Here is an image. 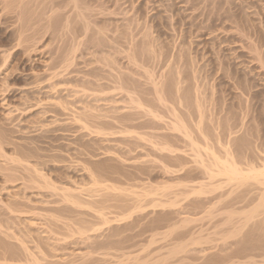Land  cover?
I'll use <instances>...</instances> for the list:
<instances>
[{"label":"rangeland","instance_id":"1","mask_svg":"<svg viewBox=\"0 0 264 264\" xmlns=\"http://www.w3.org/2000/svg\"><path fill=\"white\" fill-rule=\"evenodd\" d=\"M4 2V0H0V133H2L0 141H3L8 159L17 161L25 158L27 161L24 164L30 170L34 167V171L31 170L30 175L39 178L36 172L38 169L44 178L42 184L34 185L31 189H25L21 180L8 184L5 182L1 170L4 169L7 159L4 160L0 156V167H2L0 168V222L6 227L3 230L5 233L0 231V252L7 250L6 253L12 254L14 251L18 256L29 252L40 257L39 263L49 260V262L53 261L51 262L53 264H82L84 259L89 258L88 253H92L90 251L94 250L92 249L95 246L94 241L105 242L113 238L118 239V237H123L126 232L129 234L132 231L128 232L127 228L125 233L121 232L123 236H119L117 233H120V228H116L120 229L118 232H106L107 234L103 230L100 232L101 228L105 229L109 226L107 224L117 225V223L124 222L128 215L136 216L140 213L144 214V219L142 218L138 220L140 222L136 223L137 225L141 223V226L145 225L143 228L141 227L142 230L146 229L141 231L144 237L139 236L141 233L138 235L140 240L135 237L138 242L134 241L136 244L134 246L137 248L132 247L134 250H127V255H137L136 257L139 259V256L142 255L141 258L145 259L148 258V253H153V255L149 254L150 258L152 260L159 259L165 257L167 253L169 255L171 252L169 250L175 247V243L189 237L186 233H189L192 228L190 225L194 223L186 224L184 222L188 216L192 219L197 216L196 219H198L202 214L203 216L206 214L204 213L206 209L209 210L208 213H214L215 219L211 220V223L208 219L196 222L199 223L197 226L202 225L199 229H204L203 235L209 239L213 232L222 233L225 231L224 228L227 226L220 227L218 230L217 225L227 216H225V211L229 210L230 205L237 212H240L241 209L245 211L248 209L246 213H250L260 203V192L264 191V177H258L260 181L263 179L262 184L258 182L257 178V183L253 182V179L245 182V187L243 186L245 189L242 186H239L240 188L236 186L234 190L239 193L242 192L241 189L250 194L252 192V195L247 194V200H244L246 192L239 194L236 191L237 193L234 192L235 195H233L232 188H235L234 186L238 182L223 177L227 176L225 174H221L223 178H220L219 173L226 165L231 166L230 164L237 167L241 165L240 168L243 171L245 169V171L252 169L254 172L264 171V68L256 59V53L251 51L253 45H258L260 54L262 53L261 55L264 57V0L68 1L66 3L68 8L56 10L55 14L52 13L50 20L43 17L39 22L40 18H34L36 19L35 25L27 33L25 32L24 38L19 37L23 40L18 38V35L21 36L18 25L29 21L30 17L25 16L24 21L21 22L23 18L13 11L15 4L10 3L9 7ZM74 2L78 5L75 6ZM57 12H59V16ZM61 15L64 17L62 18ZM16 17L21 19L16 21ZM39 29L43 31H38ZM31 30L32 33L29 32ZM29 33H31L30 36ZM24 39H27L26 42ZM134 39L135 41H133ZM19 41L23 44H20ZM148 70L152 73L150 71L148 73ZM113 72L121 74V77L124 76L127 82L130 81L127 83L132 87L129 88L132 91L130 93L132 97H130L134 96L136 102L140 99L141 102L144 100L143 104L141 102L134 104V101L132 105L129 103L130 99L128 100L121 92L118 93L120 90L116 88L115 91H109L108 94L95 93L94 86H91L92 84L88 81L97 80L100 78L99 76H106ZM146 74L147 76H145ZM151 80L152 82H150ZM156 83L157 87L160 86L159 91L162 93L160 95L166 99H159V94H156ZM248 84L252 85L250 86L253 87L252 90H247ZM82 90L84 91L82 92ZM185 99L188 101L185 102ZM158 100L165 103L166 101L171 102L167 104L162 102L161 106V102ZM151 102L155 105H152ZM247 104H254V106L252 105L250 110ZM165 105L166 107H164ZM147 106H149L148 109ZM171 107L177 111H173ZM213 107L215 110H211L214 109ZM130 111L131 113L138 111L139 114L132 115L136 118V120L128 121L132 127L129 126L126 133H121V124H118V120L116 121L118 117L115 116L120 117L123 113L128 115ZM90 113L97 116L91 117ZM189 116L191 118H188ZM85 117H91L89 121L92 123L89 124L87 120L89 118ZM181 119L182 121H180ZM173 122L177 124L180 122L179 126L183 124L187 126L183 125L182 129L179 127V130H173ZM201 124L203 125L200 126ZM134 125L135 127H133ZM102 126H105V129ZM171 126L173 127L170 128ZM183 127L186 128L183 129ZM136 128L137 132L134 131L137 130ZM151 130L154 132H150ZM186 133L187 136L184 137ZM188 135L193 137V140ZM146 137L150 140L147 138V141ZM190 143H194V145ZM211 148L213 152H210ZM230 148L233 150L231 151ZM192 150L194 151L192 152ZM196 152L197 154H194ZM198 154L201 157H196L199 156ZM215 154L221 156L217 157L220 160L224 156L227 157L222 160V163L226 164L225 166L219 164L220 160H215ZM227 154L228 156H226ZM225 159L228 161L224 162ZM213 160L217 164H214L216 162ZM229 161L231 163H228ZM213 165H217L216 169ZM218 165L220 166L218 167ZM206 170H209L208 173ZM211 171L219 172L215 173V180L210 179L213 177L211 174L209 175V172L212 173ZM208 175L211 177L209 178ZM250 181L254 184H250ZM45 182L48 185H43L46 184ZM252 185H255L254 188ZM246 187L253 188L254 191L250 189L251 192H249ZM200 188L203 189L202 192ZM256 190L257 192L261 191L257 193ZM185 192H189V196ZM198 192L202 194H198ZM209 192L211 193L208 194ZM183 194H185L184 197ZM258 194L259 196H257ZM174 195L179 198H174ZM238 195H241L240 198ZM224 197H228V199L225 198L227 205L223 201ZM221 198L222 200L219 201ZM250 198L252 199L251 204ZM157 199L161 200L157 202ZM237 199L239 200L237 201ZM14 201L22 202L21 206L18 204L17 213L12 214L7 208L4 210L5 206L2 205V202L11 203ZM180 201L183 205L180 204ZM157 203L160 204L156 205ZM221 205H223L222 209ZM97 206L99 207L96 210ZM140 207L146 209L141 210ZM209 207H214L215 211ZM105 208L107 210H104ZM119 209H123L121 215L118 214ZM132 212L135 214L132 215ZM173 212L174 214H172ZM100 214H103L104 217L102 218ZM253 214L248 226L258 221H264V211L253 212ZM167 216L172 219L170 220ZM107 219L108 222L110 221L109 223L106 221ZM89 220L95 224L98 221L99 224L103 220L102 222H106V224L96 225L97 227L94 224L93 227V224H89ZM165 220L168 221V226ZM89 226L92 227L89 228ZM173 226L175 228L171 229ZM84 227H87L86 232ZM167 228L169 233L170 230L177 229L176 232L173 230L174 232L165 236L162 232L165 233ZM214 228L215 230L212 232L211 229ZM184 229L187 231L186 233H184ZM196 229L194 228V230ZM207 232L210 234L208 237H206ZM14 234L18 237L13 236ZM109 234L110 236L113 234L111 239ZM179 234L181 235L179 236ZM215 236L220 238L218 234L211 235V238ZM20 238L24 243L20 242ZM229 238L215 240L214 244L208 241L207 243L202 242L203 244L199 243L198 247L196 244L194 246L192 244L193 248L191 246L186 248L183 254L201 257L200 261L203 256V262L207 260L208 256L215 255L214 253L218 254V257H224L232 252L230 249L234 251L237 247L234 244L237 237ZM149 239L155 243L152 241L150 243ZM179 239L181 240L179 241ZM217 242H219V246L211 248L212 244L213 246L217 245ZM20 243L25 244L24 248ZM160 250H162V254ZM14 253L13 255H15ZM42 256L45 258L43 259ZM135 256L134 258H136ZM213 257L216 258V256ZM199 260L197 264H203Z\"/></svg>","mask_w":264,"mask_h":264},{"label":"bare ground","instance_id":"2","mask_svg":"<svg viewBox=\"0 0 264 264\" xmlns=\"http://www.w3.org/2000/svg\"><path fill=\"white\" fill-rule=\"evenodd\" d=\"M5 2L4 3H6V5L7 6H9L10 5V3L12 4V3H14L15 4V6H14V9H13V11H15V12H17L18 13V15H20L19 17H22L23 19H21V18H18V19H21V22H22V20L24 21V17L25 16H27V17H30L29 18V21H24L22 24H20L19 22V24L20 25H18L19 26V28H18V30L20 31V35L21 36H19L18 35V38L19 37H22V38H24L23 37V35H25L27 32H28V30H30L31 29V27L33 26V25H35L34 23V21L36 20V19H34V18H36V17H38V18H40L39 19V22H40V20L44 17L46 20H48L49 18H51V16L53 15L52 13H54L56 10H62V9H65V7L66 6H68L66 3H68V1L70 2V1H76V0H4ZM79 1V0H78ZM81 1V0H80ZM72 3V2H71ZM70 3V4H71ZM82 3V2H81ZM69 4V5H70ZM74 4H75V6H77L78 4H76L75 2H74ZM80 5H82V4H80ZM71 6V5H70ZM5 7V6H4ZM10 7V6H9ZM81 7V6H80ZM83 7V6H82ZM10 8V9H11ZM68 7H66V9H67ZM74 8V7H73ZM76 8H78V7H76ZM75 9V8H74ZM72 10V9H71ZM71 10H67V11H71ZM77 10V9H76ZM8 11H10V10H8ZM12 11V10H11ZM60 12V11H59ZM59 12H57L58 13V16H59ZM79 12H80V9H79ZM10 13V12H9ZM14 13V12H13ZM16 13V14H17ZM66 13V12H65ZM68 13V12H67ZM36 14H37V16H36ZM55 14V13H54ZM17 15V16H18ZM33 16H35V17H33ZM55 16V15H54ZM53 16V17H54ZM62 16V15H61ZM66 16V15H65ZM26 17V20H28V18ZM33 17V18H32ZM64 16H62V18H63ZM58 19H59V17H57ZM16 19H17V17H16ZM16 20V21H19V20ZM32 19H34V20H32ZM50 20V19H49ZM37 21H38V19H37ZM45 21V20H44ZM56 21V20H55ZM33 22V23H32ZM46 22V21H45ZM51 22H53V21H51ZM43 23V22H42ZM39 24V23H38ZM45 24V23H44ZM37 26V25H36ZM36 26H35V28H36ZM39 26V25H38ZM42 26V25H41ZM45 26V25H44ZM35 28H32V29H35ZM38 28V27H37ZM35 32H36V30H34ZM38 31H43V30H41V29H39ZM132 31V30H131ZM26 32V33H25ZM29 32H31L32 33V30L31 31H29ZM31 33H29V36L31 35ZM45 33V32H44ZM131 33H133V32H131ZM42 34V33H41ZM103 35H104V33H102ZM134 34V33H133ZM27 36H28V34H27ZM26 36V37H27ZM34 36V35H33ZM25 37V38H26ZM32 37V36H31ZM30 37V38H31ZM135 37V36H134ZM22 38H19V40L21 39V40H23ZM29 38V37H28ZM27 38V39H28ZM29 38V39H30ZM42 38V37H41ZM27 39H24V41L25 40H27ZM40 39V38H39ZM36 40V39H35ZM133 41H135V39L133 40ZM255 41V40H254ZM253 41V42H254ZM21 41H19V43H20ZM26 42V41H25ZM18 43V42H17ZM19 43H18V45H19ZM99 43V42H98ZM20 44H23V43H20ZM255 44V43H254ZM131 45V44H130ZM254 46V45H253ZM252 46V48H251V51L252 52H254V53H256V56H257V60H258V62H260V64H261V66L264 68V57H262V53L260 54V49L257 47L258 45H256V46H254L253 47ZM153 49V48H152ZM155 51V50H154ZM133 52V51H132ZM131 54V53H130ZM127 56H130V55H128L127 54ZM134 56V55H133ZM137 57H138V55H137ZM128 58V57H127ZM131 58V57H130ZM69 59V58H68ZM105 59V58H104ZM132 59V58H131ZM135 59V58H134ZM133 59V60H134ZM138 59V58H137ZM63 60H65V59H63ZM139 60H140V58H139ZM68 61V60H67ZM110 61V60H109ZM70 62V61H69ZM68 62V63H69ZM140 62V61H139ZM68 63H67V65H68ZM109 63V62H108ZM132 63V62H131ZM105 64H107V63H105ZM4 65H5V63H4ZM64 66V65H63ZM62 66V67H63ZM105 66H107V65H105ZM133 66H134V62H133ZM140 66H142V65H140ZM60 67H61V65H60ZM144 67V66H143ZM146 67V66H145ZM149 67V66H148ZM64 68V67H63ZM109 68V67H108ZM115 68V67H114ZM137 69H138V66H137ZM146 69H148V68H146ZM115 71V70H114ZM144 71H145V69H144ZM147 71V70H146ZM149 71L150 70H148V73H149ZM178 71H179V69H178ZM132 72V71H131ZM141 72V71H140ZM143 72V71H142ZM151 72V71H150ZM120 73V72H119ZM134 73H135V71H134ZM133 73V74H134ZM152 73V72H151ZM179 73V72H178ZM132 74V73H131ZM141 74V73H140ZM121 74H114V72H113V74L112 73H110L109 75H106V76H99L100 78H97V80H90V81H88V82H90L92 85L91 86H94L93 87V89L95 90V93H98V92H100L101 94H108V92L110 91V92H112V90L113 91H115L116 89H118V90H120V91H118V93H120L121 92V94H124V96H126L127 98H128V100L130 99V102L129 103H131L132 105H133V103H134V101H135V97L133 96V98H131L132 96V94L130 95V93L132 92L131 91V89H129V88H132V87H130V86H128L127 85V83L128 82H130V81H128L127 82V80H126V78L124 77H121L120 76ZM134 75H136V74H134ZM141 75H143V74H141ZM153 75V74H152ZM151 75V76H152ZM145 76H147V74L145 75ZM97 77V76H96ZM95 77V78H96ZM144 77V76H143ZM126 80V81H125ZM147 80V79H146ZM150 80V79H149ZM154 80V79H153ZM156 80V79H155ZM150 82H152V80L150 81ZM154 82V81H153ZM158 82V81H157ZM155 83V82H154ZM160 83V82H159ZM181 83V82H180ZM133 84V83H132ZM83 86H84V84H82ZM135 85H136V83H135ZM157 85V83L155 84V87H156V90H157V92H156V94H159L158 96H159V99H166V98H163L161 95H162V93H161V91H159V87H157L156 86ZM241 85V84H240ZM85 86H88V85H85ZM138 86V85H137ZM152 86H153V88H154V85L152 84ZM198 86H199V83H198ZM250 86H252V85H250V84H248L247 85V90L249 91V90H252V88L253 87H250ZM140 87V86H139ZM138 87V88H139ZM163 87V86H162ZM196 87H197V85H196ZM238 87V86H237ZM89 88V87H88ZM116 88V89H115ZM178 88V87H177ZM180 88V87H179ZM198 88V87H197ZM92 89V88H91ZM115 89V90H114ZM195 89V88H194ZM239 89H240V87H239ZM243 89V88H242ZM133 90V89H132ZM156 90H153L154 92L156 91ZM161 90V89H160ZM163 90V89H162ZM180 90V89H179ZM244 90V89H243ZM246 90V89H245ZM84 90H82V92H83ZM85 91H86V88H85ZM107 91V92H106ZM139 91V90H138ZM141 91V90H140ZM188 91V90H187ZM186 91V92H187ZM160 92V93H159ZM92 93H94V92H92ZM94 93V94H95ZM100 93H98V94H100ZM169 93V92H168ZM200 93H201V91H200ZM161 94V95H160ZM171 94V93H170ZM174 94V93H173ZM172 94V95H173ZM179 94V93H178ZM188 94V93H187ZM135 95H136V93H135ZM168 95V94H167ZM183 95V94H182ZM200 95V94H199ZM131 96V97H130ZM142 96V95H141ZM177 96H179V95H177ZM186 96V95H185ZM197 96H198V94H197ZM165 97V96H164ZM183 97V96H182ZM138 99H140L139 97H137ZM180 98V97H179ZM197 98V97H196ZM158 99V98H157ZM171 99V98H170ZM187 99H189V98H187ZM198 99V98H197ZM212 99H215V98H212ZM146 100V99H145ZM138 101V100H137ZM159 101V100H158ZM166 101V100H165ZM175 101H177V100H175ZM188 100H186L185 99V102H187ZM189 101H190V99H189ZM254 101V100H253ZM138 102H141V99H140V101H138ZM138 102H136L135 101V103L134 104H137ZM143 102H144V100L141 102L142 104H143ZM147 102V101H146ZM159 102H161V106H162V102L163 101H159ZM169 102H171V101H169ZM168 101H166V103L165 102H163L164 104H167V103H169ZM196 102H197V100H196ZM252 102V101H251ZM181 103V102H180ZM63 104V103H62ZM61 104V105H62ZM146 104V103H145ZM149 104V103H148ZM151 104H152V102H151ZM178 104V103H177ZM183 104V103H182ZM201 104V103H200ZM128 105V104H127ZM152 105H155V104H152ZM151 105V106H152ZM172 105H174V104H172ZM171 105V106H172ZM184 105V104H183ZM198 105V104H197ZM248 105V104H247ZM252 105L254 106V104H249L248 105V107H250V110H251V108H252ZM65 106V105H64ZM136 106V105H135ZM135 106H133V107H135ZM139 106H140V104H139ZM169 106H170V104H169ZM191 106V105H190ZM215 106V105H214ZM62 107V106H61ZM137 107V106H136ZM142 107V106H141ZM145 107V106H144ZM144 107H143V109H144ZM148 107L149 106H147V109H148ZM164 107H166V105L164 106ZM187 107V106H186ZM199 107V106H198ZM211 107H212V105H211ZM63 108H65V107H63ZM158 108V107H157ZM171 108H173V107H171ZM171 108H170V110H171ZM179 108V107H178ZM177 108V109H178ZM190 108V107H189ZM189 108H188V110H189ZM214 108V107H213ZM132 109V108H131ZM140 109V108H139ZM150 109V108H149ZM166 109H168V108H166ZM200 109V108H199ZM247 109H249V108H247ZM177 111L176 109H174L173 108V111ZM179 110V109H178ZM211 110H215V108L214 109H211ZM149 111V110H148ZM158 112V111H157ZM141 113V112H140ZM149 113V112H148ZM151 113V112H150ZM149 113V114H150ZM159 113V112H158ZM200 113V112H199ZM88 114V113H87ZM93 113H90V116L92 117H96L97 115L96 114H93ZM125 113H123V114H121L122 116H115V117H118V119H116V121L118 120V124L120 125L121 124V129H120V132L121 133H126L127 131H128V128H129V126H131L130 124H128V121H133V120H136V118L134 117V116H132V115H138L139 114V112L138 111H136V112H133V113H131V111H130V114H128V115H124ZM152 114V113H151ZM191 115H192V113H190ZM95 115V116H94ZM141 115V114H140ZM153 115V114H152ZM178 115V114H177ZM176 115V116H177ZM181 115V114H180ZM179 115V116H180ZM87 116V115H86ZM103 116V115H102ZM105 116V115H104ZM103 116V117H104ZM108 116V115H107ZM146 116V115H145ZM154 116V115H153ZM158 116H160V115H158ZM175 116V117H176ZM186 116V115H185ZM90 117V118H91ZM100 117V116H99ZM106 117V116H105ZM156 117V116H155ZM171 117H172V115H171ZM194 117V116H193ZM201 117V116H200ZM86 119L87 118H89V117H85ZM90 118L89 119H87L88 121L90 120ZM143 118V117H142ZM141 118V119H142ZM154 118V117H153ZM157 118V117H156ZM156 118H154V119H156ZM161 118V117H160ZM178 118H180V117H178ZM177 118V120H179ZM183 118V117H182ZM188 118H191L190 116L188 117ZM202 118V117H201ZM94 119V118H93ZM138 119V118H137ZM144 119V118H143ZM159 119V118H158ZM172 119V118H171ZM148 120V119H147ZM160 120V119H159ZM158 120V121H159ZM175 120V119H174ZM174 120H172V121H174ZM192 120V119H191ZM204 120V119H203ZM87 121V122H88ZM93 121V120H92ZM157 121V120H156ZM169 121H171V120H169ZM176 121V120H175ZM180 121H182V119L180 120ZM187 121V120H186ZM185 121V122H186ZM137 122V121H136ZM142 122V121H141ZM140 122V123H141ZM178 122V121H177ZM193 122V121H192ZM81 123V122H80ZM90 123H92V122H90L89 121V124ZM132 123V122H131ZM144 123V122H143ZM151 123V122H150ZM168 123V122H167ZM171 123V122H170ZM180 123V122H179ZM177 124L176 122H173L172 124L174 125V127L173 126H171L170 128H172L173 127V130L175 129H178L179 130V127L181 128L183 125H185V124H183V125H181V126H179L180 124ZM183 123H184V121H183ZM84 124V122L82 123V125ZM86 124V123H85ZM188 124V123H187ZM197 124V123H196ZM92 125V124H91ZM100 125H102V124H100ZM111 125V124H110ZM115 125V124H114ZM142 125V124H141ZM166 125V124H165ZM199 125V124H198ZM203 124H201L200 126H202ZM84 126V125H83ZM88 126V125H87ZM150 126V125H149ZM152 126V125H151ZM160 126V125H159ZM185 126H187V125H185ZM193 126V125H192ZM90 127V126H89ZM100 127V126H99ZM104 127V129H105V126H102V128ZM116 127V126H115ZM118 127V126H117ZM132 127V126H131ZM133 127H135V125L133 126ZM140 127H142V126H140ZM155 127V126H154ZM157 127V126H156ZM163 127V126H162ZM191 127V126H190ZM197 127V126H196ZM67 128V127H66ZM97 128V127H96ZM157 128H159V127H157ZM186 128V127H185ZM184 127H183V129H185ZM107 129V128H106ZM114 129V128H113ZM137 129V128H136ZM140 129V128H139ZM142 129V128H141ZM150 129V128H149ZM156 129V128H155ZM168 129V128H167ZM182 129V128H181ZM48 130V129H47ZM118 130V129H117ZM131 130V129H130ZM157 130V129H156ZM161 130V129H160ZM190 130V129H189ZM192 130H195V129H192ZM191 130V131H192ZM198 130V129H197ZM45 131H46V129H45ZM132 131V130H131ZM135 132H137L138 131V129L137 130H134ZM143 131V130H142ZM145 131H147V130H145ZM181 131H183V130H181ZM181 131H178V132H181ZM186 131V130H185ZM184 131V132H185ZM191 131H190V133H191ZM196 131V130H195ZM200 131V130H199ZM205 131V130H204ZM210 131V130H209ZM141 132V131H140ZM150 132H152V130L150 131ZM154 132V131H153ZM152 132V133H153ZM176 132V131H175ZM193 132V131H192ZM129 133H130V131H129ZM149 133V132H148ZM158 133V132H157ZM182 133V132H181ZM187 133H188V130H187ZM187 133L184 135V137L185 136H187ZM190 133H189V135H190ZM195 133V132H194ZM197 133V132H196ZM203 133V132H202ZM1 134L2 133H0V137H1ZM5 134V133H4ZM135 134V133H134ZM201 134V133H200ZM211 134V133H210ZM219 134V133H218ZM137 136H138V134H136ZM143 135V134H142ZM159 135H160V133H159ZM182 135V136H183ZM189 135H188V137H189ZM192 135V134H191ZM197 135V134H196ZM3 136V135H2ZM147 136V135H146ZM209 136V135H208ZM219 136V135H218ZM139 137V136H138ZM154 137V136H153ZM4 138V137H3ZM148 137H146V140L148 141V139H147ZM158 138H159V136H158ZM190 139H192L191 137H189ZM200 138V137H199ZM2 139V138H1ZM0 139V140H1ZM142 139V138H141ZM145 139V138H144ZM153 139V138H152ZM198 139V138H197ZM197 139H195V140H197ZM150 140V139H149ZM186 140H188L187 138H186ZM193 140V139H192ZM191 140V141H192ZM206 140V139H205ZM198 141V140H197ZM200 142V141H199ZM202 142V141H201ZM207 142H209V141H207ZM158 143V142H157ZM163 143V142H162ZM168 143V142H167ZM198 143V142H197ZM196 143V144H197ZM151 144V143H150ZM160 144V143H159ZM175 144H176V142H175ZM187 144H188V142H187ZM190 144H192V143H190ZM192 145H194V143L192 144ZM191 145V146H192ZM199 145V144H198ZM203 145H204V143H203ZM206 145V144H205ZM208 145V144H207ZM230 145V144H229ZM155 146V145H154ZM161 146V145H160ZM188 146H190V145H188ZM195 146H197V145H195ZM201 146V145H200ZM209 146V145H208ZM231 146V145H230ZM5 146H3V141L1 142L0 141V156L2 157V158H4V160H6L7 159V161L5 162V167H4V169H1L2 170V173L4 174V177H5V182L6 183H14V182H16V181H19V180H21V183H23L25 186V189H31L34 185H38V184H42V179L44 178V175L37 169L36 170V172H37V174H38V176H39V178L38 177H34V176H32V174L30 175V172H31V170H33V168H31V170H30V168L29 167H27L25 164H24V162H26L25 161V158H22V159H19V160H17V161H12V160H10V159H8L7 158V154H5V152L6 151H4L5 150V148H4ZM156 147V146H155ZM163 147V146H162ZM174 147V146H173ZM205 147V146H204ZM164 148V147H163ZM167 148V147H166ZM190 148V147H189ZM192 148V147H191ZM194 148V147H193ZM208 148V147H207ZM156 149V148H155ZM158 150L160 149V148H157ZM162 149V148H161ZM196 149H198V148H196ZM199 149H201L200 147H199ZM198 149V150H199ZM209 149V148H208ZM215 149V148H214ZM132 150V149H131ZM207 150V149H206ZM210 150V149H209ZM211 150L212 151H210V152H213V149L211 148ZM230 150H231V148H230ZM233 150V149H232ZM231 150V151H232ZM194 150H192V152H193ZM197 151V150H196ZM202 151V150H201ZM205 151V150H204ZM17 152V151H16ZM209 152V151H208ZM209 152V153H210ZM199 153V152H198ZM201 153V152H200ZM205 154H206V152H204ZM203 153V154H204ZM214 153H216V152H214ZM226 153H227V151H226ZM234 153V152H233ZM232 153V154H233ZM194 154H197V152L196 153H194ZM208 154V153H207ZM219 154V153H218ZM225 154V153H224ZM228 154H229V152H228ZM228 154L226 155V156H228ZM231 154V153H230ZM229 154V155H230ZM199 155V154H198ZM216 155V154H215ZM218 156H220V155H218ZM217 155L216 156H214V158H215V160L217 161V159L218 160H220L219 158H217L218 157ZM230 156H232V155H230ZM235 156V155H234ZM22 157V156H21ZM196 157H201L200 155L199 156H196ZM195 157V158H196ZM204 157V156H203ZM211 158H213L212 156H210ZM221 157V156H220ZM225 157V156H224ZM224 157H223V159H224ZM157 158V157H156ZM225 158H227V157H225ZM222 159V158H221ZM222 159V160H223ZM202 160V159H201ZM200 160V161H201ZM205 160V159H204ZM204 160H203V162H204ZM222 160H220L221 161V163H219L220 165H223V166H225L224 165V163H222L223 161ZM235 160V159H234ZM238 160H240V159H238ZM180 161H182V160H180ZM211 161V160H210ZM209 161V162H210ZM214 161V160H213ZM216 161H214V162H216ZM228 161V159L226 160L225 159V161L224 162H227ZM247 162V161H246ZM171 163V162H170ZM228 163H231L230 161L228 162ZM248 163V162H247ZM246 163V164H247ZM252 163V162H251ZM250 163V164H251ZM175 164V163H174ZM182 164V163H181ZM185 164V163H184ZM214 164H217V162L216 163H214ZM235 164H237V163H235ZM255 164V163H254ZM264 164V163H263ZM202 165L204 166V163H202ZM210 165V164H209ZM220 165H218V167L220 166ZM231 166H225V167H223L220 171V173L219 172H216V171H218V170H216V171H211L212 173H210L209 172V175L211 174V176H215V173H219L220 174V178H223V177H228L229 178V180H231V179H233V180H236L238 183H237V185H235L234 187L235 188H232L233 190L234 189H236V186H244L245 187V185H244V183L246 182L247 183V181L248 180H251V179H253V182L255 181V183H257L256 182V180L258 181V179H259V181L258 182H261V184L263 183V179H261V181H260V178H263L264 177V169L262 170L261 168L259 169V170H262L263 172H261V171H259L258 172V170H257V172H254L252 169H249V170H247V171H249L247 174L245 173V172H247V171H243L242 170V168H240L241 167V165L240 166H235L234 164L232 165V164H230ZM251 165H253V164H251ZM176 166V165H175ZM214 166V165H213ZM216 167H217V165H215ZM214 166V167H215ZM247 166H249V165H247ZM256 166V165H255ZM183 167V166H182ZM206 167H207V165H206ZM205 167V168H206ZM216 167H215V169H216ZM222 167V166H221ZM220 167V168H221ZM250 167V166H249ZM0 168H2V167H0ZM37 168V167H36ZM35 168V169H36ZM212 168V167H211ZM263 168H264V166H263ZM207 169V168H206ZM211 170V169H210ZM213 170V169H212ZM34 171V170H33ZM92 171V170H91ZM207 171V170H206ZM209 171V170H208ZM208 171H207V173H208ZM32 173V172H31ZM145 173V172H144ZM195 173V172H194ZM203 173V172H202ZM243 173H245V174H243ZM94 174V173H93ZM199 174V172L197 173V175ZM204 174V173H203ZM212 174H214V175H212ZM221 174H225V175H227V176H223V177H221ZM35 175V174H34ZM47 175V174H46ZM95 175H97V174H95ZM191 175V174H190ZM206 175V174H205ZM209 175H208V177H209ZM94 176V175H93ZM194 176V175H193ZM196 176V175H195ZM210 176V177H211ZM219 176V175H218ZM260 176V178H258ZM262 176V177H261ZM3 177V178H4ZM47 177V176H46ZM186 177H187V175H186ZM199 177V176H198ZM209 177V178H210ZM210 178V179H214L215 180V178L216 177H214V178ZM93 178H95V176L93 177ZM219 178V179H220ZM258 178V179H257ZM187 179V178H186ZM190 179V178H189ZM203 179V178H202ZM208 179V178H207ZM210 179L208 180V183L210 182ZM49 180V179H48ZM95 180H96V178H95ZM199 180V179H198ZM197 180V181H198ZM225 180V179H224ZM190 181V180H189ZM189 181H187V182H189ZM207 181V180H206ZM191 182V181H190ZM189 182V183H190ZM194 182V181H193ZM200 182V181H199ZM220 182V181H219ZM232 182V181H231ZM230 182V183H231ZM249 182V181H248ZM253 182H251L250 181V184H252ZM46 184H43V185H48V183L47 182H45ZM203 183V182H202ZM213 183V182H212ZM235 183V182H234ZM242 183V185H240ZM22 184V185H23ZM220 184V183H219ZM233 184V183H232ZM231 184V185H232ZM254 184V183H253ZM259 184V183H258ZM204 185V184H203ZM211 185V184H210ZM215 185V184H214ZM218 184H216L215 186H217ZM226 185H227V183H226ZM226 185H225V187H226ZM230 185V184H229ZM229 185H228V187H229ZM192 186V185H191ZM200 186V185H199ZM206 186H208L207 184H206ZM205 186V187H206ZM253 186V185H252ZM255 186V185H254ZM254 186H253V188H254ZM257 186V188H258V185H256ZM263 186V185H262ZM36 187V186H35ZM194 187V186H193ZM221 187H223L222 185H221ZM241 187V188H242ZM243 187V189H245ZM260 187V186H259ZM192 188V187H191ZM210 188V187H209ZM215 188V187H214ZM240 188V187H239ZM247 188V190H249V192H251L252 190L254 191V189L252 188H249L248 189V187H246ZM36 189V188H35ZM38 189V188H37ZM43 189V188H42ZM194 189V188H193ZM192 189V190H193ZM197 188H195V190H196ZM205 189V188H204ZM216 189V188H215ZM222 189V188H221ZM224 189V188H223ZM232 189H230V190H232ZM243 189H241V191L243 192L244 190ZM250 189H251V191H250ZM260 189H261V187H260ZM61 190V189H60ZM62 190H64V189H62ZM61 190V191H62ZM200 190H201V192H202V188H200ZM213 190V189H212ZM217 190V189H216ZM232 190V192H233V195H235L234 194V192H236L235 190L233 191ZM264 190V189H263ZM191 191V190H190ZM197 191V190H196ZM198 191H199V189H198ZM240 191V192H241ZM261 190H259L258 192H257V190H256V192L257 193H259ZM175 192V191H174ZM207 192V191H206ZM212 192V191H211ZM211 192H209L208 194H210ZM230 192V191H229ZM238 192V191H237ZM236 192V193H237ZM241 192V193H242ZM245 192H246V194H245ZM245 192H243L242 194H245L244 195V200L247 198V196L248 195H252V192H251V194L250 193H247L248 191H246L245 190ZM177 193V192H176ZM185 193H187V192H185ZM189 193V192H188ZM187 193V194H188ZM205 193V192H204ZM225 193V192H224ZM228 193V192H227ZM231 193V192H230ZM239 193V192H238ZM241 193H239V194H241ZM62 194H64L63 192H62ZM174 194V193H173ZM182 194V193H181ZM187 194H186V197H188L189 196V194H188V196H187ZM195 194V193H194ZM198 194H202V193H199L198 192ZM206 194V193H205ZM248 194V195H247ZM260 194H261V197H260V203L259 204H257V206L254 208V209H252V211H250V213L248 212V213H246V211L248 210H244V209H241L240 210V212H237V211H235V210H233L230 206H229V210H227L226 209V211H225V209H224V211L226 212V214H225V218L221 221V222H219L220 221V219H219V225H217V227H219V229L218 230H220V227H223V226H227L226 228H224V230L225 231H223V230H221V231H223L222 233H220V232H213V230H215V228L214 229H211V231L213 232V234H218V235H220V238L219 237H217V236H215V237H213V238H211V235L213 236V234H209L208 232V234H206L207 236L206 237H208V235H210V237H209V239H207V238H205L204 237V235H203V230L200 228L199 229V227H201L202 225H200V226H197V225H199V223L197 224L196 222H199V221H203V220H205V219H208V220H210V222L209 223H211L212 221L211 220H214L215 219V216L213 215L214 213H208V211L209 210H207V212H205L204 211V213H206L204 216H203V214L201 215L202 216V218H200L199 216V218L198 219H196L197 218V216H196V218H194V219H192V218H184L185 219V223L187 224H189V223H194V224H196L195 226H194V224L193 225H190V227L192 226V228H190L191 230L189 231V229H188V231H189V233L184 229V233H186V234H188L189 235V237L188 238H186L185 240H181V239H179V241L181 240V242H177V243H175V247L174 248H171V250H169V251H171L170 253H169V255H168V253H167V255H165V257H162V258H159V259H153L152 260V258H150L151 256H149V254H151V255H153V253H148V258H150V260H148V258H141V256H139L140 257V259L138 258V257H136L135 255V257L136 258H134V256H129V255H127V253H128V251L130 250L131 251V249L132 250H134V248H137V247H135L136 246V244H135V242H138V240L136 241L135 239V237H137L138 238V235L140 236V237H144L143 235H142V233L143 232H141V231H144V230H146V229H144V230H142L141 229V227L143 228V225L141 226V223H139L138 225H137V221L138 220H140V219H142L143 217H144V214H137L136 216H127L128 217V219H126L127 217H125V219L123 218V217H120V218H123L124 220H122V221H124V222H120L119 224L117 223V225L115 224V225H110V224H107V225H109V226H107L105 229L103 228H101V231L100 232H102V230H103V232L105 231V233L106 232H118L120 229V233H117V235H119V236H123V234L121 235V232H124L125 230H127V228H128V232H129V230H132V231H130V233L128 234L127 232H126V234L123 236V237H118V239H114L113 237L115 236V234H114V236L112 237L113 239L112 240H110V241H105V242H101V240H100V242H96V241H94V243L93 244H95V246H93V248L92 249H94L93 251H90V252H92V253H88L89 255H88V257L89 258H86V259H84V261H83V263L82 264H193V263H195L196 262V264L198 263V260L199 259H201V257H196V256H192V255H184L183 254V252H185L184 250H186V248H189L192 244V246H194L195 244L197 245V247L199 246L198 244L199 243H201V244H203L202 242H206L207 243V241L208 242H212L213 244H214V242L213 241H215V240H219L220 241V239H227V238H229V237H231V239H232V237H234V238H236L237 237V240L235 241L234 240V238H233V241H235V243L234 244H236V248L234 249V251L232 250V249H230V251H232V252H230L229 254H227L226 256H224V257H218V254L216 255V253H214L215 255H210V256H208V258H207V260H205L204 262H203V256H202V261H200V262H202L203 264H209V263H211V264H264V221L263 222H257V223H254V224H252V225H250V226H248L249 225V222H250V219L254 216V214H253V212L254 213H256L257 211H264V191H261L260 192ZM176 195V194H175ZM174 195V196H175ZM179 195V194H178ZM184 195L185 194H183V197H184ZM191 195V194H190ZM233 195H232V197H233ZM180 196V195H179ZM179 196H175L174 198H179ZM226 196H227V194H226ZM231 196V195H230ZM239 196V198H240V196L241 195H238ZM257 196H259V194L257 195ZM64 197V196H63ZM173 197V196H172ZM186 197H185V199H186ZM254 197V196H253ZM65 198V197H64ZM70 198V197H69ZM214 198V197H213ZM220 198V197H219ZM228 199V197H224V202H225V200L226 199ZM231 198V197H230ZM236 198V197H235ZM249 198V197H248ZM252 198V197H251ZM250 198V199H251ZM172 199V198H171ZM182 199H184V198H182ZM212 199V198H211ZM242 199H243V195H242ZM241 199V201H243ZM257 199V198H256ZM2 200V199H1ZM62 200V199H61ZM154 200H155V198H154ZM158 200V199H157ZM161 200V199H160ZM160 200H158L157 202H159ZM174 200H176V199H174ZM177 200H179V199H177ZM222 200V198L219 200V201H221ZM230 200V199H229ZM228 200V201H229ZM236 200V199H235ZM234 200V201H235ZM239 199H237V201H238ZM247 200V199H246ZM258 200V201H259ZM3 201V200H2ZM18 201V200H17ZM156 201V200H155ZM172 201V200H171ZM181 201H183V200H181ZM181 201H180V204H182L181 203ZM230 201H232V200H230ZM240 201V202H241ZM64 202V201H63ZM148 202V201H147ZM146 202V203H147ZM162 202V201H161ZM169 202V201H168ZM173 202V201H172ZM218 202V201H217ZM227 202V201H226ZM226 202H225V204H226ZM233 202V201H232ZM244 203H245V201H243ZM21 203L22 202H16V201H14V202H11V203H7V202H5V203H3L2 202V205H4L3 207H4V210H6L5 208H7V209H9V212L10 213H12V214H14V213H17V209H19V205L21 206ZM149 203V202H148ZM152 203H154V202H152ZM165 203V202H164ZM176 203V202H175ZM216 203V202H215ZM214 203V204H215ZM222 203V202H221ZM221 203H219V204H221ZM248 203V202H247ZM252 203V199H251V202H250V204ZM19 204V205H18ZM149 204H151V203H149ZM158 204H160V203H157L156 205H158ZM166 204V203H165ZM164 204V205H165ZM169 204V203H168ZM174 204V203H173ZM225 204H223V205H225ZM231 204V203H230ZM233 204H234V202H233ZM243 204V203H242ZM94 205H96V204H94ZM139 205V204H138ZM154 205H155V203H154ZM161 205H163V204H161ZM174 205H176V204H174ZM178 205V204H177ZM183 205V204H182ZM218 205V204H217ZM216 205V206H217ZM223 205H221L220 207H221V209L223 208L222 206ZM227 205V204H226ZM229 205V204H228ZM235 205V204H234ZM245 205H247V204H245ZM249 205V204H248ZM101 206H104V205H101ZM137 206V205H136ZM141 206H143V205H141ZM147 206V205H146ZM167 206V205H166ZM180 206V205H179ZM197 206H199V205H197ZM196 206V207H197ZM201 206V205H200ZM204 206V205H203ZM212 206V205H211ZM244 206V205H243ZM250 206V205H249ZM95 207V206H94ZM98 207L99 206H97V208H96V210L98 209ZM106 207H109V206H106ZM130 207V206H129ZM132 207V206H131ZM138 207V206H137ZM157 207V206H156ZM159 207V206H158ZM161 207H163V206H161ZM173 207V206H172ZM182 207V206H181ZM187 207V206H186ZM214 207H215V205H214ZM214 207H209V208H211V210H213V208ZM226 207H228V206H226ZM240 207H242V206H240ZM21 209H22V207H20ZM25 208V207H24ZM102 208V207H101ZM112 208V207H111ZM148 208V207H147ZM160 208V207H159ZM166 208V207H165ZM168 208V207H167ZM166 208V209H167ZM169 208H170V206H169ZM168 208V209H169ZM175 208H177V207H175ZM182 208H184V207H182ZM191 208V207H190ZM203 208V207H202ZM205 208V207H204ZM208 208V207H207ZM234 208V207H233ZM236 208V207H235ZM243 208V207H242ZM2 209V208H1ZM20 209V210H21ZM26 209V208H25ZM24 209V210H25ZM135 209V208H134ZM140 209H141V207H140ZM142 209H144V208H142ZM141 209V210H142ZM146 209V208H145ZM144 209V210H145ZM156 209V208H155ZM161 209H163V208H161ZM174 209V208H173ZM179 209H181V208H179ZM200 209V208H199ZM216 209V208H215ZM19 210V211H20ZM23 210V211H24ZM65 210V209H64ZM95 210V211H96ZM104 210H107V208H105ZM109 210V209H108ZM120 210V209H119ZM121 210H123V209H121ZM121 210H120V212H118V214H120V213H122L121 212ZM130 210V209H129ZM138 210V209H137ZM160 210V209H159ZM182 210H184V209H182ZM210 210V211H211ZM243 210V212H241ZM8 211V210H7ZM16 211V212H15ZM94 211V212H95ZM101 211V210H100ZM152 211V210H151ZM157 211V210H156ZM213 211H215V210H213ZM221 211V210H220ZM115 212V211H114ZM117 212V211H116ZM134 212H136V211H134ZM146 212H148V211H146ZM153 212H155V211H153ZM164 212V211H163ZM162 212V213H163ZM166 212V211H165ZM171 212V211H170ZM219 212V211H218ZM217 212V213H218ZM224 212V213H225ZM5 213V212H4ZM7 213V212H6ZM64 213H65V211H64ZM100 213H103V212H100ZM109 213V212H108ZM111 213V212H110ZM129 213V212H128ZM157 213H159V212H157ZM188 213V212H187ZM63 214V213H62ZM104 214V213H103ZM103 214L101 215L100 214V216H102V218L104 217L103 216ZM117 214V213H116ZM130 214V213H129ZM132 215H134L135 213H131ZM154 214V213H153ZM160 214H161V212H160ZM172 214H174V212L172 213ZM179 214H181V213H179ZM191 214V213H190ZM195 214V213H194ZM197 214H198V212H197ZM200 214V213H199ZM61 215V214H60ZM66 215V214H65ZM95 215H98V214H95ZM106 215V214H105ZM121 215V214H120ZM119 215V216H120ZM158 215V214H157ZM171 215V214H170ZM178 215V214H177ZM220 215V214H219ZM219 215H218V217H219ZM114 216V215H113ZM116 216V215H115ZM118 216V215H117ZM123 216V215H122ZM149 216V215H148ZM152 216V215H151ZM165 216H166V213H165ZM187 216V215H186ZM186 216H184V217H186ZM193 216V215H192ZM58 217V216H57ZM67 217V216H66ZM111 217V216H110ZM153 217H154V215H153ZM160 217V216H159ZM168 217V216H167ZM171 217V216H170ZM177 217V216H176ZM175 217V218H176ZM60 218V217H59ZM95 218H97V217H95ZM107 217L105 216V219H106ZM114 219H115V217H113ZM119 218V219H120ZM169 218V217H168ZM174 218V217H173ZM183 218V217H182ZM217 218V217H216ZM101 219V218H100ZM144 219V218H143ZM148 219H149V217H148ZM153 219V218H152ZM163 219V218H162ZM170 219V218H169ZM171 219H172V217H171ZM170 219V220H171ZM177 219V218H176ZM181 219V218H180ZM258 219V218H257ZM94 220V219H93ZM92 220V221H93ZM96 220V219H95ZM147 220V219H146ZM149 220H151V219H149ZM167 220V219H166ZM165 220V221H166ZM1 221V220H0ZM68 221V220H67ZM90 221V223L89 224H93L92 226L94 227V224H95V222L94 223H91V220H89ZM88 221V222H89ZM103 221V220H102ZM101 221V223H99V224H102L103 223V225H105L106 224V222L104 223V222H102ZM105 221V220H104ZM107 222H108V219L106 220ZM110 221H111V218H110ZM109 221V222H110ZM158 221V220H157ZM160 221H161V219H160ZM159 221V222H160ZM162 221H164V220H162ZM174 221H176V220H174ZM180 221H182V220H180ZM205 221H207V220H205ZM204 221V222H205ZM217 221V220H216ZM87 222V223H88ZM97 222V221H96ZM99 222V221H98ZM98 222L95 224V226L97 225V226H99V224H98ZM108 222V223H109ZM112 222V221H111ZM118 222V221H117ZM138 222H140V221H138ZM158 222V223H159ZM183 222V223H184ZM203 222V223H204ZM218 222H216V223H218ZM4 223V222H3ZM66 223V222H65ZM143 223V222H142ZM147 223V222H146ZM153 223V222H152ZM152 223H150V224H152ZM166 223H167V226H168V221H166ZM170 223V222H169ZM182 223V222H181ZM184 223V225L186 226V224ZM201 223V222H200ZM208 223V224H209ZM179 224V223H178ZM205 224V223H204ZM62 225H64L63 223H62ZM148 225V224H147ZM171 225V224H170ZM177 225V224H176ZM213 225V224H212ZM87 226H88V224H87ZM92 226H89V228L90 227H92ZM96 226V227H97ZM102 226V225H101ZM100 226V227H101ZM145 226V225H144ZM154 226V225H153ZM152 226V227H153ZM179 226V225H178ZM188 226V225H187ZM193 226H194V228L196 229V228H198L199 230H194V228H193ZM208 226V225H207ZM248 226V227H247ZM62 227V226H61ZM104 227V226H103ZM134 227V228H133ZM166 227V226H165ZM170 227V226H169ZM182 227H183V225H182ZM181 227V228H182ZM4 228H6V227H4L3 225H2V223L0 222V231H3L4 230ZM7 228H8V226H7ZM66 228V227H65ZM87 228V227H86ZM85 227H84V231H85V229H86ZM118 228H120L119 230H117ZM145 228V227H144ZM147 228H148V226H147ZM151 228V227H150ZM157 228V227H156ZM172 228H175V226H173V227H171V229ZM203 228V227H202ZM11 229V228H10ZM91 229H95V228H91ZM98 229V228H97ZM116 229V230H115ZM152 229V228H151ZM168 229V228H167ZM165 230L166 232L164 233V232H162L163 233V235L165 234V236L167 235H170V233L173 231V230H175V232H176V229H173L172 231L170 230V233H169V229L168 230ZM183 229V228H182ZM182 229H180V230H182ZM221 229H223V228H221ZM61 230V229H60ZM63 230V229H62ZM65 230H67V229H65ZM90 230V229H89ZM100 230V229H99ZM98 230V231H99ZM156 230V229H155ZM158 230V229H157ZM210 230V229H209ZM97 231V230H96ZM97 231V232H98ZM154 231V230H153ZM168 231V232H167ZM4 232V231H3ZM68 232V231H67ZM86 232V231H85ZM85 232H84V235H85ZM99 232V233H100ZM145 232H147V231H145ZM156 232V231H155ZM154 232V233H155ZM174 232V231H173ZM206 232V231H205ZM1 233V232H0ZM5 233V232H4ZM8 233V232H7ZM6 233V234H7ZM10 233V232H9ZM14 233H15V231H14ZM83 233V232H82ZM91 234H92V230H91V232H90ZM125 233V232H124ZM179 233V232H178ZM177 233V234H178ZM183 233V234H184ZM211 233V232H210ZM5 234V235H6ZM13 234V233H12ZM88 234V233H87ZM86 234V235H87ZM107 234V233H106ZM106 234H105V236H106ZM158 234L160 235V232H158ZM157 234V235H158ZM10 235H11V233H10ZM67 235V234H66ZM99 235V234H98ZM113 235V234H112ZM111 235V236H112ZM142 235V236H141ZM151 235V234H150ZM175 235V234H174ZM173 235V236H174ZM181 234H179V236H180ZM12 236V235H11ZM13 236H16L15 234L13 235ZM102 236H104V235H102ZM109 236H110V234H109ZM111 236H110V239H111ZM147 237H148V235H146ZM152 236H153V234H152ZM151 236V237H152ZM171 236H172V234H171ZM178 236V235H177ZM16 237H18V236H16ZM89 237H91V236H89ZM98 237V236H97ZM117 237V236H116ZM155 237V236H154ZM158 237V236H157ZM186 237H187V235H186ZM62 238V237H61ZM66 238V237H65ZM105 238V237H104ZM103 238V239H104ZM107 238V237H106ZM109 238V237H108ZM12 239V238H11ZM21 239L22 238H20V242H22V243H24L23 241H21ZM84 239V238H83ZM95 239V238H94ZM139 239V238H138ZM141 239V238H140ZM139 239V240H140ZM148 239V238H147ZM153 239V238H152ZM159 239V238H158ZM184 239V238H183ZM230 239V238H229ZM1 240V239H0ZM17 240V239H16ZM18 240H19V238H18ZM17 240V241H18ZM23 240V239H22ZM88 240V239H87ZM86 240V241H87ZM89 240H92V239H89ZM96 240V239H95ZM98 240V239H97ZM143 240V239H142ZM150 240V239H149ZM155 240V239H154ZM104 241V240H103ZM135 241V242H134ZM152 240H150V243H152L151 242ZM223 241V240H222ZM227 241V240H226ZM232 241V242H233ZM96 242V243H95ZM140 242V241H139ZM148 242V241H147ZM223 242H225V241H223ZM222 242V243H223ZM22 243H20L21 245H22ZM39 243V242H38ZM37 243V244H38ZM144 243V242H143ZM149 243V244H150ZM153 243H155V242H153ZM215 243H216V241H215ZM218 244L217 245H214L213 246V244H212V246H211V248L213 247V248H215L216 246H219V242H217ZM92 244V243H91ZM134 244H135V246H134ZM209 244V243H208ZM207 244V245H208ZM24 246H25V244H23ZM22 245V246H23ZM42 245V244H41ZM89 245V244H88ZM138 245V244H137ZM141 245H143V244H141ZM140 245V246H141ZM147 245V243L145 244V246ZM151 245H153V244H151ZM210 245H211V243H210ZM225 245V244H224ZM5 246V245H4ZM24 246H23V248H24ZM27 246V245H26ZM188 246V247H187ZM191 246V247H192ZM206 246V245H205ZM235 246V245H234ZM9 247V246H8ZM44 247V246H43ZM90 247V246H89ZM132 247H134V248H132ZM142 247H144V246H142ZM210 247V246H209ZM231 247V246H230ZM5 248V247H4ZM10 248V247H9ZM8 248V249H9ZM13 248V247H12ZM26 248V247H25ZM38 248V247H37ZM40 248V247H39ZM145 248H147V247H145ZM148 248H149V246H148ZM150 248H151V246H150ZM167 248V250H168V247H166ZM193 248V247H192ZM27 249V248H26ZM195 249V248H194ZM217 249H218V247H217ZM10 250V249H9ZM13 250V249H12ZM42 250V249H41ZM40 250V251H41ZM128 250V251H127ZM188 250V249H187ZM193 250V249H192ZM208 250V249H207ZM216 250V249H215ZM7 251V250H6ZM6 251L5 252H0V264H53V263H51V262H53V261H51V262H49V260L48 259H46V260H48V261H42L43 263H39L40 261H39V258L40 257H37V256H35V254L33 255L32 253H29V252H25V253H22V255H20V256H18V254H16V253H14V251H13V253L15 254V255H13V253L11 254H9V253H6ZM11 251V250H10ZM25 251V250H24ZM31 251V250H30ZM145 251V250H144ZM161 251V254L163 253L162 252V250H160ZM191 251V250H190ZM204 251V250H203ZM216 251H218V250H216ZM227 251V250H226ZM9 252V251H8ZM16 252V251H15ZM32 252V251H31ZM38 252V251H37ZM42 252V251H41ZM151 252V251H150ZM156 252V251H155ZM154 252V253H155ZM200 252V251H199ZM206 252V251H205ZM214 252V251H213ZM220 252V251H219ZM43 253V252H42ZM131 253V252H130ZM189 253V252H188ZM204 253V252H203ZM218 253V252H217ZM226 253V252H225ZM228 253V252H227ZM37 254H39V253H37ZM147 254V253H146ZM208 254V253H207ZM206 254V255H207ZM95 255V256H94ZM145 255V254H144ZM193 255H194V252H193ZM196 255V254H195ZM201 255H202V253H201ZM204 255V254H203ZM219 255H221L220 253H219ZM48 256V255H47ZM146 256V255H145ZM212 256H216V258H218V259H216L215 257H213L212 258ZM43 257V256H42ZM133 257V258H132ZM161 257V256H160ZM45 257H43V259H44ZM205 258V257H204ZM205 258V259H206ZM217 260H215V259ZM42 259V258H41ZM143 259V260H142ZM221 259V260H220ZM50 260H51V258H50ZM77 262V261H76ZM75 262V263H76ZM206 262H208V263H206ZM56 264V263H55Z\"/></svg>","mask_w":264,"mask_h":264}]
</instances>
